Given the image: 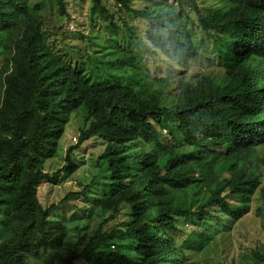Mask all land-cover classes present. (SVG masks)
<instances>
[{
  "label": "trees",
  "instance_id": "obj_1",
  "mask_svg": "<svg viewBox=\"0 0 264 264\" xmlns=\"http://www.w3.org/2000/svg\"><path fill=\"white\" fill-rule=\"evenodd\" d=\"M55 1L64 15V0ZM198 1L143 0L136 14L145 29L136 53L113 52L109 62L130 67L129 76L116 71L91 82L49 49L28 0H0L6 38L0 51V264H181L176 217L194 224L219 212L234 223L248 212L261 183L252 158L264 142V0ZM90 2L91 11L105 12L102 0ZM186 2L213 44L221 73L186 81L173 104L161 106L167 80L147 91L139 58L161 54L186 68L198 56ZM76 109L91 119L79 142L95 136L105 142L101 158L109 173L108 191L95 202L102 221L80 249L69 244L65 220L51 219L53 206L37 198L40 183L54 184L60 172L74 168L48 173L43 165L56 155ZM222 160H231L230 176L219 180L214 168ZM197 181L211 190L201 203L187 204L170 192ZM260 193L264 205V188ZM122 206L130 207L129 221L105 232Z\"/></svg>",
  "mask_w": 264,
  "mask_h": 264
},
{
  "label": "rangeland",
  "instance_id": "obj_2",
  "mask_svg": "<svg viewBox=\"0 0 264 264\" xmlns=\"http://www.w3.org/2000/svg\"><path fill=\"white\" fill-rule=\"evenodd\" d=\"M206 2L228 5L231 0ZM102 3L105 12H95L91 11L90 0H64L66 13L62 15L55 0H28L29 12L41 18L49 49L63 62L82 71L91 82L103 80L106 76L112 78L116 71L129 76L130 67L116 69L109 63L113 59L112 53H136V41L145 29L144 20L136 14L143 7V0H127L125 5L118 0H102ZM198 3L207 5L205 0ZM183 7L198 56L190 60L186 68L161 54L139 58L144 65L142 73L147 91H158L165 83L162 79L167 80L161 106L172 105L179 87L186 81H195L208 72L212 76L221 73L210 38L200 29L189 3H184ZM5 42V34L0 32V51ZM90 121L81 109L71 112L56 155L47 159L43 168L48 173L67 164L74 168L60 172L56 183L42 182L37 187L39 202L44 207L53 206L49 213L51 219L65 220L67 240L78 249L102 221V218L95 217V202L108 191L109 181L107 163L101 158L105 142L96 136L79 142L81 131ZM163 135L166 136L165 131ZM67 151L69 159L66 160ZM263 160L264 142L255 147L252 158V162L257 163L255 170L261 183L248 202V212L234 223L226 221L219 212H213L218 215L217 219L207 217L194 224L185 218H175L178 229L174 234L182 255L181 264H264V205L260 193L264 188ZM230 162L222 160L216 164L214 173L219 180L230 176ZM210 191L203 181H197L184 190L170 192L190 204L192 199L198 203L206 200ZM226 193L227 189L223 194ZM130 211L129 206H122L116 219L105 224L103 230L110 232L124 227L130 219Z\"/></svg>",
  "mask_w": 264,
  "mask_h": 264
},
{
  "label": "built area",
  "instance_id": "obj_3",
  "mask_svg": "<svg viewBox=\"0 0 264 264\" xmlns=\"http://www.w3.org/2000/svg\"><path fill=\"white\" fill-rule=\"evenodd\" d=\"M72 140H73V141H77L76 138H73Z\"/></svg>",
  "mask_w": 264,
  "mask_h": 264
}]
</instances>
